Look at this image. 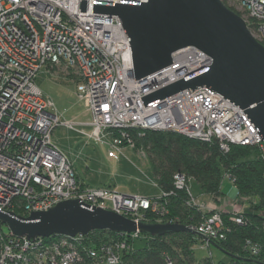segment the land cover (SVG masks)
I'll use <instances>...</instances> for the list:
<instances>
[{
	"label": "built area",
	"instance_id": "built-area-1",
	"mask_svg": "<svg viewBox=\"0 0 264 264\" xmlns=\"http://www.w3.org/2000/svg\"><path fill=\"white\" fill-rule=\"evenodd\" d=\"M122 1L148 2L0 0V211L29 217L81 199L136 223H146L150 214L161 220L168 216L165 201L173 192L151 199L117 188L88 189L78 182L52 134L56 128L79 125L63 120L38 87L37 77L45 68L65 65L76 73L79 97L92 116L87 136L97 142L111 139L119 150L127 141L134 149L130 129L174 132L205 143L217 141L224 154L235 146L256 148L264 160V140L244 110L207 87L184 90L145 107L143 97L210 67L212 59L190 47L174 53L171 66L141 80L133 78L132 49L120 17L93 13L94 2ZM228 1L264 46V0ZM174 187L187 192L191 205L211 213L200 228L190 227L209 239L202 236L208 246L225 238L224 213L235 224H245L243 208L236 202L224 209L201 204L185 175L174 176ZM119 234L120 239L95 246L86 236L28 240L5 235L0 228V264H121L128 238L138 241L142 234ZM247 246L252 254L259 253L250 241Z\"/></svg>",
	"mask_w": 264,
	"mask_h": 264
},
{
	"label": "water",
	"instance_id": "water-1",
	"mask_svg": "<svg viewBox=\"0 0 264 264\" xmlns=\"http://www.w3.org/2000/svg\"><path fill=\"white\" fill-rule=\"evenodd\" d=\"M82 8L85 10L84 3ZM93 13L120 17L132 49L131 76L137 80L171 66L172 55L186 48H196L212 59L210 67L143 97L145 107L184 90L193 93L207 87L243 109L264 140V46L253 37L242 17L222 0L94 2ZM0 223L6 224L14 236L28 240L88 236L95 231L203 236L180 224L136 223L81 199L61 202L47 212H31L29 217L1 210Z\"/></svg>",
	"mask_w": 264,
	"mask_h": 264
},
{
	"label": "trees",
	"instance_id": "trees-1",
	"mask_svg": "<svg viewBox=\"0 0 264 264\" xmlns=\"http://www.w3.org/2000/svg\"><path fill=\"white\" fill-rule=\"evenodd\" d=\"M128 133L134 150L142 152L149 160L161 193H174L165 201L169 211L167 218L161 220L150 214L146 216V224H165L174 220L180 225L200 228L211 213L191 205L186 191L175 190L174 176L185 175L189 185L191 180L195 181L203 195L212 196L218 202L223 196V179L230 175L237 190L236 202L248 206L243 213L245 224H235L230 220L231 215L224 213L228 229L225 238L211 242L209 246L214 245L231 256L229 263L219 264H264V160L256 148L235 146L224 154L217 141L205 143L174 132L130 129ZM123 145L127 146V141ZM254 199L257 203L253 202ZM142 237L145 239L142 248H136V241L128 238V248L121 254V264H198L194 247L200 240L206 243L203 237L184 232L163 236L142 234L140 239ZM86 239L100 246L120 239V234L95 231ZM248 241L259 248L257 255L252 254ZM200 264L214 262L212 258H207Z\"/></svg>",
	"mask_w": 264,
	"mask_h": 264
},
{
	"label": "rangeland",
	"instance_id": "rangeland-1",
	"mask_svg": "<svg viewBox=\"0 0 264 264\" xmlns=\"http://www.w3.org/2000/svg\"><path fill=\"white\" fill-rule=\"evenodd\" d=\"M223 1L229 9L241 16L230 1ZM36 83L43 95L53 101L57 113L63 120L79 125L75 129L56 128L52 134V142L68 157L78 182L84 188L107 190L117 188L128 195H140L151 199L161 196L151 164L142 152H137L129 146L118 150L111 146V139L97 142L87 136L92 132L90 126L92 116L79 97L77 76L74 71L67 69L65 65L51 70L45 68L39 73ZM190 188L193 196L200 202L210 197L215 200L212 196H204L193 180L190 181ZM221 188L223 196L218 202L222 208H226L236 202L237 190L226 176ZM253 202L257 203V200L254 199ZM241 207L243 211L248 208L245 204ZM0 228L5 235L10 234L6 224L0 223ZM144 246V237L135 242L136 248ZM194 255L198 264L207 258H212L214 264L230 261V257L214 245L208 246L201 240L194 247Z\"/></svg>",
	"mask_w": 264,
	"mask_h": 264
},
{
	"label": "crops",
	"instance_id": "crops-1",
	"mask_svg": "<svg viewBox=\"0 0 264 264\" xmlns=\"http://www.w3.org/2000/svg\"><path fill=\"white\" fill-rule=\"evenodd\" d=\"M128 195V194H127ZM204 196H207V195H204ZM207 197H210V196H207ZM147 198V197H146ZM216 200H213L211 197L210 198H207L204 202H201V204H204V205H207L209 206L210 208L212 209H224L222 208V206L220 205L219 202H214ZM228 205V204H227Z\"/></svg>",
	"mask_w": 264,
	"mask_h": 264
}]
</instances>
